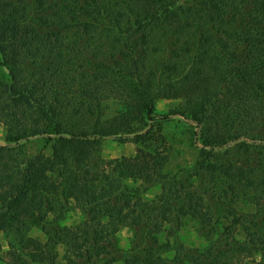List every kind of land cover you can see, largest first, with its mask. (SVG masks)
I'll use <instances>...</instances> for the list:
<instances>
[{
	"label": "trees",
	"instance_id": "obj_1",
	"mask_svg": "<svg viewBox=\"0 0 264 264\" xmlns=\"http://www.w3.org/2000/svg\"><path fill=\"white\" fill-rule=\"evenodd\" d=\"M161 52L169 55L154 58ZM0 67V230L18 234L34 262L58 264L59 245L70 249L67 264L91 259L104 238L143 222L136 208L146 204L132 205L123 181L164 179L169 156L148 146L166 121L191 124L201 165L234 183H252L255 170L220 161L218 150L247 138L264 156V0H0ZM159 99L181 103L161 113ZM109 138L136 152L100 175L90 161ZM38 139L34 155L17 149ZM60 189L90 220L47 230L45 241L30 236L48 215L63 219ZM206 206L191 195L179 211L207 223ZM257 234H248L253 247L212 255L210 264H234L244 252L264 264ZM8 253L9 264H29Z\"/></svg>",
	"mask_w": 264,
	"mask_h": 264
},
{
	"label": "rangeland",
	"instance_id": "obj_2",
	"mask_svg": "<svg viewBox=\"0 0 264 264\" xmlns=\"http://www.w3.org/2000/svg\"><path fill=\"white\" fill-rule=\"evenodd\" d=\"M168 55L161 52L154 58ZM0 69L5 72L3 67ZM114 103L111 102L113 107L116 106ZM179 103L181 100L159 99L157 109L161 113L170 112ZM245 141V144L218 150L220 161L244 165L248 172L255 170L250 173L254 178L252 183L247 180L234 183L212 168L201 165V150L191 124L181 117L166 121L161 135L148 146L149 150L160 149L169 156L164 179L152 184L131 179L123 181L131 188L127 191L128 201L132 205L146 204L144 209L136 208L143 222L123 226L118 232L110 234L102 243L94 246L93 252L102 251V254L91 259L86 256L78 258L77 264H104L109 260L112 264H153L152 261L159 259L167 264H192L191 261L210 264L212 255H236V249L240 247H253L249 233L256 232L257 236L264 238V156L258 153L250 140L246 138ZM6 142L7 126L0 121V144ZM127 143H119L111 138L104 140L99 157L90 164L98 163V174L108 175L112 172V161L126 155H118V149ZM43 145V140L38 139L24 142L17 149L30 156L40 151ZM46 153H50L49 149ZM191 195L204 197L211 221L205 223L198 216L179 211L181 205H188ZM54 199L58 210L64 214L63 219L57 220L59 212L48 215L43 223L30 227V236L45 241L47 230L75 226L90 220L80 201L66 199L61 189L56 191ZM102 219L107 221L108 217L103 216ZM17 235L0 230V264L12 263V256L8 252L13 250L28 259L29 264H41L21 252ZM258 243H262L261 240L255 244ZM57 250V263L67 264L70 249L59 245ZM242 255L240 259L236 258L234 264H261L259 254L244 252Z\"/></svg>",
	"mask_w": 264,
	"mask_h": 264
},
{
	"label": "crops",
	"instance_id": "obj_3",
	"mask_svg": "<svg viewBox=\"0 0 264 264\" xmlns=\"http://www.w3.org/2000/svg\"><path fill=\"white\" fill-rule=\"evenodd\" d=\"M124 150V151H123ZM136 152L135 144L127 143L126 146L122 145L118 149V155L126 154V156H133Z\"/></svg>",
	"mask_w": 264,
	"mask_h": 264
}]
</instances>
